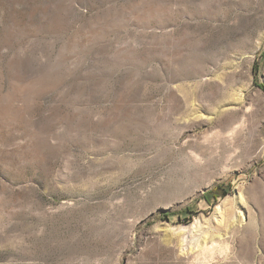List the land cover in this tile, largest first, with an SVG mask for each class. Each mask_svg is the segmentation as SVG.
I'll return each instance as SVG.
<instances>
[{
	"label": "rangeland",
	"instance_id": "obj_1",
	"mask_svg": "<svg viewBox=\"0 0 264 264\" xmlns=\"http://www.w3.org/2000/svg\"><path fill=\"white\" fill-rule=\"evenodd\" d=\"M0 264H264V0H0Z\"/></svg>",
	"mask_w": 264,
	"mask_h": 264
},
{
	"label": "trees",
	"instance_id": "obj_2",
	"mask_svg": "<svg viewBox=\"0 0 264 264\" xmlns=\"http://www.w3.org/2000/svg\"><path fill=\"white\" fill-rule=\"evenodd\" d=\"M211 194H213V193H209L208 195H211Z\"/></svg>",
	"mask_w": 264,
	"mask_h": 264
}]
</instances>
